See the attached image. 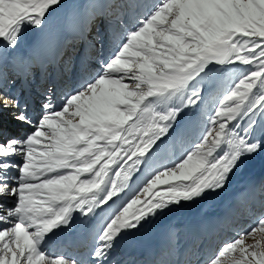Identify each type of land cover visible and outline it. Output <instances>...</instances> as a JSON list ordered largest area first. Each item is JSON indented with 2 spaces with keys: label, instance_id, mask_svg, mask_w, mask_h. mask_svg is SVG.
<instances>
[{
  "label": "snow or ice",
  "instance_id": "snow-or-ice-1",
  "mask_svg": "<svg viewBox=\"0 0 264 264\" xmlns=\"http://www.w3.org/2000/svg\"><path fill=\"white\" fill-rule=\"evenodd\" d=\"M63 5L0 0V63ZM107 6L116 12V46L69 92L45 88L30 108L0 74V264H114L118 241L223 191L264 152V0ZM217 80L227 86L212 95ZM206 94L214 103L206 126L171 156L170 141ZM77 219L94 226L87 261L47 251ZM206 264H264V213Z\"/></svg>",
  "mask_w": 264,
  "mask_h": 264
},
{
  "label": "bare ground",
  "instance_id": "bare-ground-1",
  "mask_svg": "<svg viewBox=\"0 0 264 264\" xmlns=\"http://www.w3.org/2000/svg\"><path fill=\"white\" fill-rule=\"evenodd\" d=\"M95 1L94 2L96 4V7H98L100 11L98 9L97 10L100 12L101 17L105 18V23H107V20L112 19L113 14L116 13L115 10L111 9L110 14H108L107 0ZM78 4L79 6L77 10V15L72 19V23H70L71 27L68 31L66 30L67 32H63V28L66 27L62 26L60 27V30L51 39L48 38V35L37 34L29 46V51L21 49L12 54V56H14V60L16 61L10 62L12 69L9 72H3V78L6 80L5 83H7L8 81H11L13 83L16 80V85L20 84V86L22 87V82L25 81L26 83H28L27 80L31 65H35L37 69L34 75H45L46 71L49 69L50 87H55L58 95L63 93V90L68 87L70 81L66 79V75L64 73L63 65L66 64V62H64L62 65V63L59 61L60 59L61 61L64 60L63 55H66L64 54V50L68 39H74L78 36L82 37L81 44H84V50H91L90 52L93 51L94 37L88 32L89 20L87 15L85 14L86 7L88 4H86V0H78ZM20 48L24 47H22L21 45ZM78 66L80 67V69H86V65L82 62H78ZM0 70L2 71L1 68ZM7 75H15L17 78L12 79L10 76L7 77ZM45 83L46 77H44L43 81L41 80L39 82L37 89L29 86L23 87L24 93L23 96L20 98L21 103L24 104L25 102H27L29 103L30 108L34 107L33 98H36V100L39 99L41 95L40 88H42ZM2 86L4 87V83ZM32 94H34L35 96L31 97ZM183 124L185 126L189 125L187 120H185ZM23 131H27L26 126L17 129L16 134H19ZM172 141L173 140H171L170 143ZM177 142L175 143L174 141V149L178 145ZM263 159L264 157H261L260 155L257 159L245 161L241 165V167L238 168L237 171L233 174L229 184L223 191L211 194L205 197L204 199L197 201L196 203L184 204L180 207L174 208L170 212H166L162 215L157 216L139 231L127 235V242H130V244L136 243L137 237L140 236L142 233L147 234L149 230L154 229L155 231H157L163 226H166V238L169 240V238L171 237V248L169 249L167 254L163 255L155 262L145 261L144 263H142V261H138L135 264H164L165 262L170 263L171 261H176L181 253V258H183L186 252H194L193 242L195 243L198 239H200V237H202L201 245L197 249V252L204 250V255H207L208 253L210 254L213 249L216 248L215 246H217L220 239H222V234H227L229 232L232 235L231 237H234L238 232L242 230H247L251 226H253L256 221V215L254 216L255 218H250L251 212L249 211V203L253 207L260 206L261 203H258V201H264V194L258 193L259 199H255V197L252 196V194H254L253 189L248 188L245 190L243 188L242 182H245L247 177L252 176L247 180L251 181V186H254L256 180H258L260 176L264 177V161L263 164L261 162ZM255 161H258L259 164H261V167L258 172L256 171L257 167L255 169V167L253 166ZM244 190L247 195H243L242 193L239 194ZM236 195L237 198L233 199ZM234 209L240 211L238 216H240L242 213H245L244 217L240 219L242 223H238L236 221V218L233 221L228 222L229 212L230 210ZM206 218L207 220H204ZM79 224L80 236L82 237L84 242L89 239L90 243L86 249L79 251L77 254H74L76 253L75 251L72 255H69L68 257L87 261L88 253L91 250V246L93 244L92 236L94 234V226L85 223ZM220 224L225 225L221 227ZM229 225L234 226V228L224 231V229H226ZM220 230L221 232L218 234ZM177 237H179L178 242ZM204 255L197 254L199 258L193 259L195 255L192 253V256L189 261H191V264H206L204 260H201ZM111 259L114 264H134L133 260L130 261L124 259V248L121 246L119 241L117 242L116 247L112 252Z\"/></svg>",
  "mask_w": 264,
  "mask_h": 264
},
{
  "label": "rangeland",
  "instance_id": "rangeland-1",
  "mask_svg": "<svg viewBox=\"0 0 264 264\" xmlns=\"http://www.w3.org/2000/svg\"><path fill=\"white\" fill-rule=\"evenodd\" d=\"M90 1H92V0H86V4H89ZM78 6H79L78 0H64L63 7L57 9L53 13V15L49 17V23L45 26V28L43 30H40V31H31L30 30V31L26 32L24 37L21 39L20 45L18 47H20L22 45V47L28 48V46H30V44H31L30 42L33 41L35 36L37 34H40V33H42L44 35H48V38L51 39L60 30V27H62V26L67 28V29L63 28V32H67L69 30V28L71 27L70 23H72V19L77 15ZM94 6H96V4L92 5L89 9L90 25H89L88 29H90V34L94 37L93 38L94 45H93V51L90 52V55L88 58V68H87L88 72L93 73V74H94L96 67L103 62V59L110 56L112 49L116 46V43H117V41L114 37V32L116 31V18H115L116 13L113 14L112 19H109L108 26H105V25L101 26L100 24L94 23V21L92 19L93 16L100 17L97 10L93 11ZM96 8L99 10L98 7H96ZM110 10H111V8L108 7V14H110ZM110 22H111V24H110ZM107 23H108V20H107ZM107 23H105V24H107ZM55 31H56V33H55ZM97 33H100V34L97 35ZM81 40H82V37H81ZM81 40H77V41L72 40L68 43L66 51L64 52L66 55L64 57V60L62 61L63 63L66 62V66H67L66 69L68 70L67 76H65L66 79L68 77L69 79H71L74 82H76L77 77H78V68L75 66V60H79V58H80V50H81L80 49V43H81L80 41ZM25 45H26V47H25ZM24 50L29 51L28 49H24ZM17 51L18 50H16L15 52H17ZM0 66H1V63H0ZM9 66H10V68H9ZM11 69H12V67H11V65H9L8 60H7V62L3 63L2 70L4 73L9 72ZM3 72L0 70V73L2 74V76L4 75ZM34 72H35V67L31 68L29 75H28V82H30L33 85H35L37 82V79L34 75ZM84 75H85V71L82 72L83 77H84ZM9 76L12 79L16 78L15 75H7V77H9ZM9 80H11V79H9ZM4 81L6 82L5 79H4ZM217 81H218V82H216L217 91H215L212 95H218V92L222 91L224 86L225 87L227 86L226 81L225 82L223 80H217ZM220 83H222V84H220ZM75 84L73 85V83H71L68 87V90H72L74 87H76ZM18 85H20V84H18ZM17 86H16V80L13 83L11 81L4 83V88L8 92H10L11 90L12 91L18 90V92H20L19 88ZM29 87H30V85H29ZM45 88L46 87H44V89ZM12 94H14V93H12ZM34 96H35L34 94L31 95V97H34ZM35 100H36V98H33V101H35ZM205 103H206V105H205ZM205 103L204 104L201 103L200 105H204L205 110L208 111V113H206V116H208L210 114L212 107H214V103L212 102V97L208 94L205 95ZM28 105H29V103H28ZM199 118H200V112L198 110L195 111L191 117H186L183 120V122L185 120H187L189 125L185 126L183 124V135L180 137H175L170 144L175 146L174 141L176 143L177 141L179 142V140L182 137H188V136L194 135L195 131H196V130L195 131L193 130L194 127H200L199 126L200 125ZM185 130H186V133H185ZM198 137H196V139ZM191 142H192L191 140L188 142L186 140L179 142L178 146L180 147L179 148L180 151L178 153H174L173 155L175 157L180 156L179 153L182 154L183 151L191 144ZM173 150H174V148H173ZM260 155H261V157H264V153H259V154H257V156H255V158L253 157L251 159L252 160L257 159ZM263 161H264V159L261 161L262 164H263ZM250 163H251V161H250ZM253 166L255 167V169L257 167L256 171L258 172L260 167H261V164H259L258 161H255ZM177 242H178V240H177Z\"/></svg>",
  "mask_w": 264,
  "mask_h": 264
}]
</instances>
